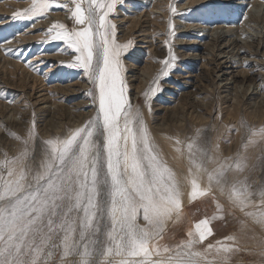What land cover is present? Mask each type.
Segmentation results:
<instances>
[{
	"label": "rangeland",
	"instance_id": "rangeland-1",
	"mask_svg": "<svg viewBox=\"0 0 264 264\" xmlns=\"http://www.w3.org/2000/svg\"><path fill=\"white\" fill-rule=\"evenodd\" d=\"M31 3L32 0H0V5L6 8L0 14V172L6 178L4 165L25 149L24 139L33 122L35 140L27 148L32 156L29 162L35 166L42 157L43 141L66 137L71 130L95 116L99 106L97 84L83 68L71 66L79 53L65 41L52 40L55 33L48 31L56 23L63 24L68 31L82 27L71 15L69 9L74 7L71 0H53L42 17L13 19V13ZM64 4L68 7H63ZM7 12L8 15H4ZM263 18L264 0H117L108 16L110 23L115 25L116 44L131 42L127 49L119 50L118 57L126 96L140 109L158 151L161 150L160 154L182 181L189 167L195 171L185 145L192 137H198L196 144L200 142L207 155L202 156L194 149V158L207 169L199 173V182L202 187L208 186L207 173L223 164L220 158L209 166L212 131L220 130V124L226 125L219 134L226 132V139L214 145L217 155L222 152V158H228L224 165L233 166L226 173L228 183L224 193L213 182L210 195L190 201V187L183 183L180 218L174 217L166 223L158 240L161 246L172 247L187 240V233L195 223L208 218L211 234L195 246L196 250L204 251L208 245L222 242L232 249L221 254L226 256L225 264H264V223L234 206L227 195L232 183L244 182L254 193L251 200L256 206L247 211H257L261 199L259 192L264 189V138L250 137L249 133V129L264 128ZM216 33L224 35L217 43L218 48L226 52L231 50L233 55L211 49V38ZM20 35L28 37L29 43L23 45ZM228 38L238 39L237 47L246 46L245 50L237 52L232 46L222 48L227 45ZM248 46L255 48L249 50ZM48 56L53 60H48ZM165 61L172 65L167 69V76L162 74ZM29 75L37 78L31 79ZM245 75L249 78L243 81ZM154 80H158L161 90L145 96L154 86ZM230 80L234 83L229 84ZM34 82L37 90L29 89ZM254 84L259 86L255 88ZM244 90L246 96H243ZM28 92L35 93L33 99ZM236 111L238 117L230 115ZM202 129L209 132L208 140L206 135L202 136ZM177 139L180 145L176 144ZM177 147L182 151L177 152ZM238 158H243L246 164L242 171L235 169ZM28 180L30 177L26 182ZM216 255L213 251L208 259Z\"/></svg>",
	"mask_w": 264,
	"mask_h": 264
},
{
	"label": "snow or ice",
	"instance_id": "snow-or-ice-1",
	"mask_svg": "<svg viewBox=\"0 0 264 264\" xmlns=\"http://www.w3.org/2000/svg\"><path fill=\"white\" fill-rule=\"evenodd\" d=\"M71 2V15L82 27L68 31L56 23L48 31L55 33L52 40L65 41L79 53L71 66L83 68L97 84L98 110L66 137L43 141L42 157L35 166L27 148L35 140L33 122L25 149L4 165L0 264H225L226 256L221 254L230 252V245L218 242L204 251L195 248L211 234L208 218L195 223L188 239L175 246H161L158 240L166 223L180 218L183 183L190 187V201L210 195L213 182L224 193L226 173L233 166L220 164L208 172V186L202 187L199 173L207 169L196 162L194 149L202 156L207 153L198 148V137H192L185 147L195 171L189 167L183 181L177 176L158 151L140 109L126 96L118 57L131 42L116 44L115 25L108 20L117 0ZM52 3L32 0L29 7L13 13V19L42 17ZM164 63L162 74L167 76L172 65ZM153 84L145 96L161 90L158 80ZM249 133L264 138V128ZM245 166L238 158L235 169L242 171ZM227 195L234 206L264 223V189L257 211H247L256 206L251 200L254 193L244 182L232 183ZM213 251L217 255L209 260Z\"/></svg>",
	"mask_w": 264,
	"mask_h": 264
},
{
	"label": "bare ground",
	"instance_id": "bare-ground-1",
	"mask_svg": "<svg viewBox=\"0 0 264 264\" xmlns=\"http://www.w3.org/2000/svg\"><path fill=\"white\" fill-rule=\"evenodd\" d=\"M201 1H202V0H201ZM203 2H204V1H203ZM165 3H166V2H165ZM191 5H192V4H191ZM11 6H12V5H11ZM15 7H16V6H15ZM25 7H26V6H25ZM4 9H6V8H5V5H0V14H2L1 12H2V10H4ZM3 14H4V13H3ZM4 15H8V12H7L6 14H4ZM249 18H251V17H249ZM5 19H6V18H5ZM7 19H8V17H7ZM263 19H264V18H263ZM257 20H258V19H257ZM5 21H6V20H5ZM249 21H250V20H249ZM23 22H24V21H23ZM135 23H136V22H135ZM0 25H1V24H0ZM137 26H138V24H137ZM257 26H258V25H257ZM138 27H139V26H138ZM134 28H135V27H134ZM141 31H142V30H141ZM261 31H262V30H261ZM261 31H260V32H261ZM223 33H225V32H223ZM261 33H262V32H261ZM18 35H19V34H18ZM20 36H21L20 39L23 40L22 44H23V43H24V44L29 43V40H28L29 38H28V37H24V35H20ZM20 36H19V37H20ZM259 36H261V35H259ZM259 36H258V37H259ZM249 37H250V36H248V38H249ZM16 38H17V37H16ZM221 38H224V35H222V34H217V33H216V36L213 35V37L211 38V40H213V42H212V44H211V46H212L211 49L215 48V49L219 50L220 52L222 51L223 53H225L226 51H223V49L218 48V44H217V43H218V41H219ZM261 38H262V37H261ZM17 39H18V38H17ZM21 40H18V41H21ZM236 40H238V39H231V38H228V39H227V45H224L222 48H227V47L232 46L233 49L237 48V50H236L237 52L244 51L245 48H246V46H245V48L242 47V46H238V47H237V43H238V42H237ZM256 40H257V39H256ZM259 40H260V39H259ZM260 41H263V39L260 40ZM10 42L12 43V40H11ZM245 42L247 43L248 41L246 40ZM253 42H254V41H253ZM253 42H252V43H253ZM17 44H18V43H17ZM20 44H21V43H20ZM22 44H21V45H22ZM24 44H23V45H24ZM225 44H226V43H225ZM18 45H19V44H18ZM248 45H249V44H248ZM8 46H9V44H8ZM15 46H16V45H15ZM243 46H244V45H243ZM255 46H256V45H255ZM4 47H5V46H4ZM6 47H7V45H6ZM251 47H252V46H251ZM251 47L249 48V46H248L249 50L251 49ZM253 47H254V46H253ZM253 47H252V49H253ZM256 47H257V46H256ZM16 48H17V47H16ZM16 48H15V49H16ZM61 48H62V47H61ZM232 48H231V49H232ZM248 48H247V49H248ZM254 48H255V47H254ZM50 49H51V48H50ZM257 49H258V48H257ZM6 50H7V49H6ZM63 50H64V49H63ZM7 51H8V50H7ZM7 51H6V52H7ZM18 51H20V50H18ZM255 51H256V50H255ZM11 52H12V51H11ZM16 52H17V51H16ZM16 52H15V53H16ZM68 52H69V51H68ZM210 52H211V51H210ZM249 52H251V51H249ZM252 52H253V51H252ZM252 52H251V53H252ZM256 52H257V51H256ZM18 53H19V52H18ZM47 53H48V52H47ZM211 53H212V52H211ZM213 53H214V52H213ZM226 53H232V55H233V52H232L231 50L227 51ZM254 53H255V52H254ZM211 55H212V54H211ZM44 57H45V56H44ZM44 57H43V58H44ZM66 57H67V56H66ZM1 58H2V57H1ZM1 58H0V59H1ZM45 58H46V57H45ZM47 58H48V60H49V59H52V60H53V57H51V56H48ZM214 58H216V57H214ZM34 59H35V58H34ZM34 59H33V60H34ZM36 59H37V58H36ZM6 60H7V59H6ZM9 60H10V59H9ZM9 60H8L7 64L10 63ZM33 60H32V61H33ZM13 62H14V61H13ZM13 62L11 61V63H13ZM19 62H20V61H19ZM230 62H231V61H230ZM29 63H30V62H29ZM35 63H36V62H35ZM231 63H233V61H232ZM31 64H32V63H31ZM219 64H220V63H219ZM219 64H218V65H219ZM9 65H10V64H9ZM11 65H12V64H11ZM11 65H10V67H11ZM16 65H17V64H16ZM32 65H33V64H32ZM216 65H217V64H216ZM220 65H222V64H220ZM8 67H9V66H8ZM8 67H7V68H8ZM13 67H14V66H13ZM17 67H18V65L16 66V68H17ZM214 67H215V66H214ZM220 67H222V66H220ZM32 68H33V67H32ZM218 68H219V67H218ZM218 68H217V70H218ZM3 69H4V68H3ZM25 69H26V68H25ZM5 70H6V68H5ZM10 70H11V69H10ZM8 71H9V68H8ZM8 71H7V74L9 73ZM21 71H24V70H21ZM30 71H31V70H30ZM35 71H36V70H35ZM54 71H55V69H54ZM2 72H3V71H2ZM11 72H12V71H11ZM49 72H50V71H49ZM51 72H52V71H51ZM25 73H27V72H25ZM152 73H153V72H152ZM231 73H232V72H231ZM17 74H18V73H17ZM10 75H11V73H10ZM10 75H9V76H10ZM20 75H21V74H20ZM211 75H212V74H211ZM213 75H214V74H213ZM23 76H25V75H23ZM23 76H22V77H23ZM20 77H21V76H20ZM22 77H21V78H22ZM27 77H28V76H27ZM30 77H31V79H32V77L35 78L33 75H32V76L29 75V78H30ZM12 78H13V77H12ZM18 78H19V77H18ZM24 78H25V77H24ZM36 78H37V77H36ZM36 78H35V79H36ZM144 78H145V77H144ZM146 78H147V77H146ZM234 78H236V77H234ZM248 78H249V76L245 75V77H243L242 79H243V81H244L245 79L247 80ZM251 78H252V77H251ZM19 79H20V78H19ZM31 79H30V81H31ZM214 79H215V78H214ZM15 80H16V79H15ZM22 80H23V79H22ZM22 80H20V81H22ZM33 80H34V79H33ZM144 80H145V79H144ZM20 81H19V82H20ZM23 81H24V80H23ZM25 81L27 82L28 80H25ZM30 81H29V82H30ZM2 82H3V81H2ZM37 82H38V81H37ZM37 82H36V83H37ZM46 82H47V80H46ZM24 83H25V82H24ZM228 83H229V84H232V83H234V80H233V81L230 80V81H228ZM0 84H1V83H0ZM6 84H7V83H6ZM21 84H22V82H21ZM30 84H31V83H30ZM30 84H29V85H30ZM214 84H215V83H214ZM7 85H8V84H7ZM14 85H15V83H14ZM23 85H24V84H23ZM23 85H22V86H23ZM27 85H28V84H27ZM19 86H20V85H19ZM19 86H18V87H19ZM37 86H38V85H37ZM37 86H35V82H34L33 85H32V88H30V87H31V86H30L29 89H33V88L36 89ZM55 86H57V85H55ZM72 86H73V85H72ZM254 86H255V88H257L259 85L257 86V85L254 84ZM7 87H8V86H7ZM25 87H26V85H25ZM235 87H236V86H235ZM4 88H5V87H4ZM16 88H17V86H16ZM16 88H15V90H17ZM22 88H23V87H22ZM22 88H21V89H22ZM222 88H223V86H222ZM255 88H253V89H255ZM35 89H34V91H35ZM26 90H27V89H26ZM36 90H37V89H36ZM54 90H55V89H54ZM21 91H22V90H21ZM23 91H24V90H23ZM66 91H67V90H66ZM70 91H71V90H70ZM250 91H252L251 93H253V90H250ZM26 92H27V91H26ZM26 92H25V93H26ZM55 92H57V91H55ZM81 92H82V91H81ZM137 92H138V91H137ZM63 93H64V92H63ZM68 93H69V92H68ZM22 94H23V93H22ZM27 94H29V92H28ZM34 94H35L34 92L31 93V94H29V97H32V99H33V95H34ZM234 94H235V93H234ZM248 94H249V93H248ZM254 94H257V93L254 91ZM56 95H57V94H56ZM78 95H79V94H78ZM237 95H238V94H237ZM246 95H247V91L244 90V92H243V96H246ZM39 96H40V95H39ZM247 98H248V97H247ZM9 100H10V99H9ZM38 101H39V100H38ZM44 101H45V99H44ZM46 101H47V98H46ZM48 102H49V101H48ZM52 102H53V101H52ZM263 102H264V100H263ZM79 103H80V102H79ZM4 104H5V103H4ZM80 105H81V104H79V106H80ZM8 106H9V105H8ZM76 106H78V105H76ZM79 106H78V107H79ZM73 109H74V108H73ZM235 109H236V108H235ZM41 110H42V109H41ZM0 111H1V110H0ZM3 111H4V110H3ZM66 111H67V110H66ZM7 112H8V111H7ZM40 112H41V111H40ZM234 112H235V111H234ZM5 113H6V112H5ZM238 113H239V112L236 111V113H233V115H232V113H231L230 115H231V116H234V117L236 118V117H238ZM170 115H171V114H170ZM17 117H18V116H17ZM237 121H238V120H237ZM2 122H3V121H2ZM12 122H13V120H12ZM238 122H240V120H239ZM5 123H6V122H5ZM240 123H241V122H240ZM7 124H8V123H7ZM10 124H11V123H10ZM225 126H226V125H224V124H220V128H221L220 130H216V129H215L214 131H212L213 145H212V149H211V155H210L209 166H210V165L213 166V164H216V162H217L220 158H221L220 160L223 161V164L228 160V158H224V156H223V158H222V156H221V155H222V154H221L222 152H221V153L219 152L221 155H220V154L217 155L218 152H217V153L215 152L216 149H215V147H214V145L216 144V141H221L222 139H226V137H224L225 134H226V132H225L224 134H222V135H219V134L223 131V128H224ZM227 127H229V126L227 125ZM201 128H204V127H201ZM203 131H204V132H203ZM201 132H202V136H203V135H206L205 138H206V140H208V139H209V132H207L206 129H202ZM220 136H221V137H220ZM222 141H223V140H222ZM238 141H239V140H238ZM161 145H162V144H161ZM197 146H198V148L200 147V148L202 149V145H201L200 142H198ZM165 147H166V146H165ZM163 149H164V148H163ZM160 151H161V150H160ZM160 151H159V152H160ZM216 151H217V150H216ZM223 153H224V152H223ZM242 153H243V152H242ZM2 154H3V153H2ZM174 154H175V153H174ZM224 154H225V153H224ZM224 154H223V155H224ZM226 154H227V153H226ZM226 154H225V155H226ZM3 155H4V154H3ZM164 155H165V154H164ZM176 155H177V154H176ZM228 155H229V154H228ZM166 158H167V156H166ZM195 159H196V158H195ZM172 160L174 161V159H172ZM180 161H181V159H180ZM176 162H177V160H176ZM176 162H173V163H176ZM177 164H178V163H177ZM174 166H176V165H174ZM178 167H179V166H176V168H178ZM216 167H217V166H216ZM216 167H215V168H216ZM177 173H178V171H177ZM206 177H207V176H206ZM230 177H231V176H230ZM232 177H233V176H232ZM232 177H231V178H232ZM234 180H235V179H234ZM207 181H208V180H207ZM218 197H219V196H218ZM179 224H180V223H179ZM225 240H226V239H225Z\"/></svg>",
	"mask_w": 264,
	"mask_h": 264
}]
</instances>
